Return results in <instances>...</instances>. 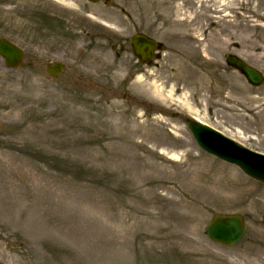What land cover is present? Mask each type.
<instances>
[{
  "label": "rangeland",
  "instance_id": "374dc122",
  "mask_svg": "<svg viewBox=\"0 0 264 264\" xmlns=\"http://www.w3.org/2000/svg\"><path fill=\"white\" fill-rule=\"evenodd\" d=\"M40 1L0 0V37L26 50L19 69L0 58V264H264V184L204 152L176 100L187 94L210 125L264 151V84L226 62L264 75V0H115L138 19L97 8L98 22L166 24L174 52L158 66L131 47L117 58L123 31L110 28L112 45L80 38L58 79L42 58ZM155 87L176 97L157 100ZM215 213L244 216L238 245L208 238Z\"/></svg>",
  "mask_w": 264,
  "mask_h": 264
},
{
  "label": "flooded vegetation",
  "instance_id": "af4514ba",
  "mask_svg": "<svg viewBox=\"0 0 264 264\" xmlns=\"http://www.w3.org/2000/svg\"><path fill=\"white\" fill-rule=\"evenodd\" d=\"M79 0H41L40 1V38H41V53L43 61L47 64L55 61H61L65 63V72L68 70V61H79L77 58L81 51L79 50L80 38L84 41L85 37L88 41L87 44L93 43L95 40L106 41L109 45H112V35L108 33L102 26H97L94 19L97 17L96 9L107 10L119 9L124 18L128 20H136L138 17H134L123 6L117 3L115 0H101L100 3H96L90 0H82V5L78 3ZM82 6V8H81ZM108 14V13H107ZM98 18V17H97ZM100 19V18H99ZM103 24L105 26H112L119 31H123V34L112 45V49L117 58L122 57L130 47V39L134 34L143 33L158 43L157 51L155 52L154 59L150 62L157 64L164 59L166 52L172 50V45L165 42L166 37L161 36L163 28L166 26H158L156 33H150L144 28L142 22H121L118 24L110 23L106 18H103ZM107 20V21H106ZM157 23V22H156ZM150 26L148 29L153 30L157 24ZM169 24V23H168ZM179 45L181 51H186V41L183 40V35L179 34L173 39ZM84 47L85 52H89V49L94 51L96 48ZM83 52V53H85ZM131 52L133 50L131 48ZM77 56V57H75ZM135 62L142 63L141 58L133 53Z\"/></svg>",
  "mask_w": 264,
  "mask_h": 264
},
{
  "label": "water",
  "instance_id": "95a60500",
  "mask_svg": "<svg viewBox=\"0 0 264 264\" xmlns=\"http://www.w3.org/2000/svg\"><path fill=\"white\" fill-rule=\"evenodd\" d=\"M131 44L135 54L140 56L143 61L152 57L155 47L152 40L143 35H136ZM0 55L11 67L20 66L23 60V52L5 39H0ZM227 61L230 65L238 68L251 84L259 86L263 83V76L236 56H228ZM47 71L50 76L58 77L63 72V65L61 63L51 64ZM189 126L203 149L227 162L240 166L249 175L264 181V155L238 145L207 126L193 122H190ZM245 230L246 224L241 214H215L207 226L210 239L228 246L238 243Z\"/></svg>",
  "mask_w": 264,
  "mask_h": 264
},
{
  "label": "bare ground",
  "instance_id": "6f19581e",
  "mask_svg": "<svg viewBox=\"0 0 264 264\" xmlns=\"http://www.w3.org/2000/svg\"><path fill=\"white\" fill-rule=\"evenodd\" d=\"M259 18H261V19H264V15H261ZM246 25H248L250 28H256V26H258V25H255V24H250V23H246ZM209 46V45H208ZM207 46V47H208ZM207 61V60H206ZM142 77H143V75H138V76H136L135 77V81L134 82H141V79H142ZM161 89L162 88H160V87H155L154 89H153V91H152V93L154 94V96L157 98V100L158 99H163V97H165V99L167 100H169L170 98H174V97H176V93H175V90L174 89H172L171 91L169 90L168 92H167V94H166V96H165V94L162 92V91H164V90H162L161 91ZM176 100L177 101H179L180 103H181V105L183 106V107H185L187 110H194L195 109V107H193L192 105H191V103H190V101H189V99L187 98V94H185V93H180V95L179 96H177V98H176ZM162 104H164V103H162ZM169 105V108L171 109H173V107H171V104H168ZM178 106H180L179 104H178ZM181 107V106H180ZM161 108V107H160ZM162 109V108H161ZM164 110V109H163ZM238 134H239V136H240V138L242 139H245V140H247V138L244 136V135H242V132L241 131H238ZM162 152L164 153V154H168V157H170V158H172V159H176V160H179L180 159V155L178 154V153H169V152H166V151H163L162 150Z\"/></svg>",
  "mask_w": 264,
  "mask_h": 264
}]
</instances>
